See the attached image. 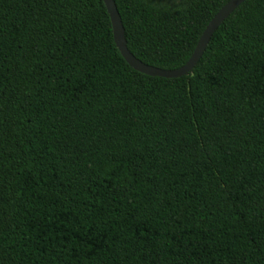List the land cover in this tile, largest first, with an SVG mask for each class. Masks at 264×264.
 Segmentation results:
<instances>
[{
  "label": "trees",
  "instance_id": "obj_1",
  "mask_svg": "<svg viewBox=\"0 0 264 264\" xmlns=\"http://www.w3.org/2000/svg\"><path fill=\"white\" fill-rule=\"evenodd\" d=\"M0 264H264V0H0Z\"/></svg>",
  "mask_w": 264,
  "mask_h": 264
},
{
  "label": "water",
  "instance_id": "obj_2",
  "mask_svg": "<svg viewBox=\"0 0 264 264\" xmlns=\"http://www.w3.org/2000/svg\"><path fill=\"white\" fill-rule=\"evenodd\" d=\"M247 0H230L211 20L205 31L203 32L196 49L189 61L181 68L175 70H162L153 66H149L137 59L128 49L125 36V28L118 11L115 0H104L110 15L114 39L116 45L127 63L136 71L151 77H160L165 79H177L191 74L193 69L204 55L213 35L226 19Z\"/></svg>",
  "mask_w": 264,
  "mask_h": 264
}]
</instances>
